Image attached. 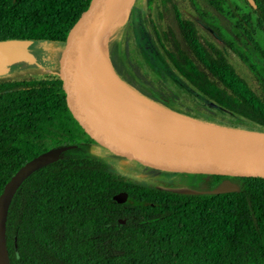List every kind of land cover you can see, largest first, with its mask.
Segmentation results:
<instances>
[{"label":"trees","instance_id":"obj_1","mask_svg":"<svg viewBox=\"0 0 264 264\" xmlns=\"http://www.w3.org/2000/svg\"><path fill=\"white\" fill-rule=\"evenodd\" d=\"M90 1L0 0V40L53 46ZM194 1L206 5L201 13L209 14L207 19L198 15L205 22L218 23L209 9L220 5L231 24L232 9L224 1ZM146 2L150 18L152 0ZM255 2L262 15L240 0L236 35L214 37L183 13L169 9L168 31L158 35V40L153 33V39L166 62L193 91L251 123L250 128L264 131V65L260 64L264 62V0ZM212 27L216 30L219 25ZM112 36L99 56L126 90L152 105L157 101L154 93L179 100L161 80H153L144 71L131 48L130 33L124 54L119 53ZM228 49L250 67L255 84L234 66ZM43 51H34V57L41 60ZM252 53L256 54L258 75L250 63ZM12 68L22 72L30 67L22 63ZM12 68L0 75V201L14 176L38 157L82 144L55 117L45 72L12 76ZM222 125L247 126L231 120ZM227 178L237 183V191L209 193ZM192 188L202 193L180 194L141 184L114 172L96 155L34 167L8 205L10 263L264 264V179L205 175L203 183ZM126 197L133 202L126 203Z\"/></svg>","mask_w":264,"mask_h":264},{"label":"water","instance_id":"obj_2","mask_svg":"<svg viewBox=\"0 0 264 264\" xmlns=\"http://www.w3.org/2000/svg\"><path fill=\"white\" fill-rule=\"evenodd\" d=\"M134 1L91 0L53 44L45 74L49 81L54 115L64 130L84 146L150 170L264 179V131L204 123L162 109L136 98L113 73L122 90L130 95L128 98L85 93L86 98L111 108L139 110L153 120L174 127L173 131L158 134L122 129L92 116L80 106L75 84L84 73L101 84L93 72L89 73L88 66L94 55H99L105 41L129 12ZM249 2L262 15L255 0ZM32 46L34 42L29 40H0V75L24 63L26 55L33 58ZM67 148L64 146L45 153L32 164L40 167L60 160V154ZM162 188L180 194L202 193L192 187ZM237 190V183L227 178L209 193L223 194ZM125 202L132 203L133 199L126 197ZM8 205L0 202V264H11L6 239Z\"/></svg>","mask_w":264,"mask_h":264},{"label":"rangeland","instance_id":"obj_3","mask_svg":"<svg viewBox=\"0 0 264 264\" xmlns=\"http://www.w3.org/2000/svg\"><path fill=\"white\" fill-rule=\"evenodd\" d=\"M146 18L149 17L146 14L145 0H135L129 12L126 14L125 20L121 24L117 25L116 28L113 30L112 37L114 38V41L117 42L119 53L124 54L126 38L130 33L132 40L131 48L137 52L136 59L141 64L144 71H147L149 76L153 80H161L167 90L169 89L179 96V100L177 102H174L172 100H167L158 93H154L153 95L155 99H157V101H153V103L158 105L162 109L169 110L179 115H182L183 113H189L197 115L198 117L206 118L207 120L199 119V121L204 123L211 122L222 125V121L231 120L234 122H240L242 125L248 126H238L240 128L252 129L250 128L253 127L251 123H248L245 120H239L226 110L204 99L200 94L193 91L181 79V77L174 71L172 66H170L166 62L164 56L160 55L159 52L155 51V47L153 46L154 43L151 39V36L149 35L151 26L149 22H146L147 24L145 23ZM47 46L50 45L46 43H43V45L34 44V46H32L33 52H36L38 50L41 53L42 50H44V55L42 56V58H40L41 60H38L35 57L31 58L29 55H26L25 57L27 59L24 58V63L27 64L28 67H30L29 70L25 71L24 69L21 72L20 69L12 68L14 69V73H12V76H22L29 73L36 74L39 72H45L47 58L49 57L52 50V46ZM232 46L235 50H238L239 48L234 43H232ZM257 47L260 48V45L258 44ZM26 48L28 50L29 46H27ZM249 49L252 52L254 51L253 48ZM227 51L229 58L231 59L234 66L241 73V75L251 85L255 84L254 73L250 69V67L245 64L233 51H231L230 49H228ZM244 54L245 53L243 51V55ZM252 55L253 56L252 59H250V63L254 66L255 70L257 71L255 74L258 75L260 74V70L255 61L256 54L252 53ZM93 58L94 59L92 60L91 64H89L88 66L89 73L93 72L99 82L103 83V81L107 77L108 71L110 72V70H108V68L106 67V63L101 60L98 54L94 55ZM260 64L264 65V62L260 61ZM184 114L183 116L188 117ZM68 147L69 148L64 149L62 151V153L60 154V159H66L82 155H96L106 160L114 172L132 177L144 185H155L156 181L161 180L165 183H168V185L184 183L188 186H199L203 183L205 176L197 174L168 173L163 171L152 172L146 168L131 164L119 157H116L109 153L91 149L82 144ZM33 168V164H29L24 169H22L17 175L14 176V178L9 182L7 189L4 191V194L1 198L2 200L0 202H10L13 194L17 191L22 182L29 176ZM188 186L184 185V187Z\"/></svg>","mask_w":264,"mask_h":264},{"label":"bare ground","instance_id":"obj_4","mask_svg":"<svg viewBox=\"0 0 264 264\" xmlns=\"http://www.w3.org/2000/svg\"><path fill=\"white\" fill-rule=\"evenodd\" d=\"M75 88L80 106L92 116L99 118L110 125L143 133L166 134L173 131L174 127L153 120L150 116L139 110L111 108L87 99L85 93L110 97L115 95L120 98H128V96H130L122 90L117 79L109 71L107 77L101 84L97 83L89 74L84 73L75 84Z\"/></svg>","mask_w":264,"mask_h":264},{"label":"flooded vegetation","instance_id":"obj_5","mask_svg":"<svg viewBox=\"0 0 264 264\" xmlns=\"http://www.w3.org/2000/svg\"><path fill=\"white\" fill-rule=\"evenodd\" d=\"M224 1L225 4L231 6V24H228L227 16L222 14L221 7H216V9L210 7V13H213L216 17L213 21H217L218 23H211V21L205 22L209 14L201 13L202 9H206V5L203 2H199L196 4L194 0H152L151 6V17L146 18V22H149L151 29L149 31V35L154 43L155 51L159 52L160 55L163 56L161 49L157 46L153 39V33L158 40V35H163L168 31V22H167V12L169 9H173L183 13L185 17H188L194 20L198 25L202 26L205 31L213 35L214 37H218L220 35H236L238 32V10H239V2L240 0H221ZM244 1V0H241ZM249 4V0H246ZM251 5V4H250ZM146 6V14L148 15V6L145 0ZM252 6V5H251ZM253 7V6H252ZM254 8V7H253ZM255 9V8H254ZM256 10V9H255ZM198 15L203 16L204 20L198 17ZM149 17V16H148ZM147 24V23H146ZM219 25L215 30L212 25ZM153 29V30H152ZM204 30H201L202 34H206ZM226 50V49H225ZM188 186L184 183H178L175 185H168L164 181H156L155 185H148L152 187H184ZM188 187H198V186H188Z\"/></svg>","mask_w":264,"mask_h":264}]
</instances>
